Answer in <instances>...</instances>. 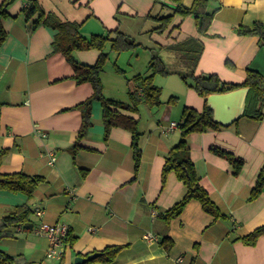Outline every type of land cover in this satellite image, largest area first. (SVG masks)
<instances>
[{
	"label": "crops",
	"instance_id": "obj_1",
	"mask_svg": "<svg viewBox=\"0 0 264 264\" xmlns=\"http://www.w3.org/2000/svg\"><path fill=\"white\" fill-rule=\"evenodd\" d=\"M159 1L164 8L157 0L40 3L63 20L82 22V33L119 29L130 35L134 22L142 21L141 33L149 42L174 54L164 59L167 66H175L181 56L169 46L192 37L203 45L195 74H217L222 81L237 84L244 82L249 68L264 76V46L258 36L237 32L241 25L264 22V0H208L207 10L214 15L205 34L199 33L194 15L180 14H174L163 32L153 31L158 22L150 15L170 14L177 5L175 0ZM183 2L192 6L194 0ZM27 3L9 0L10 16L3 18L8 34L0 47V152L4 150L0 173L24 172L44 181L31 196L0 189V222L20 205H28L32 212L30 227H13L12 234L0 240V250L17 256V264H75L78 256L86 258L82 264H264V234L255 245L242 241L264 224V188L251 198L264 171V119L241 116L219 130L188 135L201 183L226 217L216 219L193 199L180 216L166 221L163 214L183 198L186 187L174 171L162 183L166 157L181 138L179 127L167 133L163 127L180 122L185 106L202 111L204 96L176 73L179 69L168 67L172 73L161 74L157 81L163 88L161 105L143 102L136 111L116 108L138 120L142 156L136 171L132 133L115 126L106 137L101 101L93 102L92 124L79 137L82 112L77 105L92 95L93 85L78 84L73 78V66L54 49L56 29L40 24L31 31L21 12ZM74 56L94 64L100 51L77 49ZM131 83L121 98L105 94L106 98L130 103ZM173 96L176 101L171 104ZM213 147L243 159L240 173L234 174L231 161ZM36 207L42 215L35 213ZM42 222L66 224L70 237H76L73 243L66 242L62 258L48 257L50 242L36 231ZM146 233L157 240L149 241ZM110 245L124 246L114 261L87 263L92 254Z\"/></svg>",
	"mask_w": 264,
	"mask_h": 264
},
{
	"label": "trees",
	"instance_id": "obj_2",
	"mask_svg": "<svg viewBox=\"0 0 264 264\" xmlns=\"http://www.w3.org/2000/svg\"><path fill=\"white\" fill-rule=\"evenodd\" d=\"M161 3L159 0H157ZM176 6L173 7L170 14L157 13L150 15L157 20L158 25L153 31L163 32L168 28L174 14L182 16L194 15L197 21L198 31L205 34L208 30L214 13L207 10L208 0H194L192 6L184 4L183 0H175ZM163 8L164 4L161 3ZM9 0H5L0 6V47L7 37V32L3 26V18L9 17L8 11ZM22 14L27 22H30L31 31L35 30L40 24H45L57 30L55 40L53 42L54 49L62 52L65 59L73 66V78L79 83L90 82L93 85L92 95L85 101L79 103L77 108L82 112V125L79 131L81 138L92 124V106L93 102L101 101L103 106V119L106 128V137H108L110 129L120 126L128 129L132 133V148L135 160V170L140 166L142 149L140 145V136L138 120L119 112L116 108L136 111L140 104L147 103L148 106H159L162 104L163 88L155 83L157 74L168 75L172 71L168 68L165 61L158 55H152L149 62L148 71L145 74L138 73L134 75L130 82L134 84L133 89L129 90L130 103H123L114 99L106 98L104 93V84L101 73L108 59V53L105 51V45L110 40L111 48L116 52H122L137 46L134 38L117 29L114 31L115 36L110 37L113 32L108 35L92 34L90 38L83 35L81 28L82 22L77 20H63L54 12L46 11L40 0H28V3L22 8ZM239 34L258 36L261 45L264 46V22H255L252 27L241 25L237 29ZM170 49L180 52V61L188 68L189 72L176 71L180 74L185 82L193 87L201 96L205 98V107L202 111L195 108L185 106L183 110V119L178 123L181 130V138L176 145L169 151L165 165L162 171V183L166 182L167 176L174 171L178 179L183 181L186 187V193L182 199L176 202L171 208L165 211L164 218L170 221L182 214L187 204L196 199L201 202L203 209L212 214L216 219L226 217L221 213L218 206L211 199L209 192L201 183V179L197 174L191 151L188 144V135L192 132H203L208 129H218L226 127L222 123L216 121L213 117L214 110L208 104V96L214 93H224L240 87H249L246 99V109L243 116H247L253 120L260 121L264 119V76L256 69H248L246 79L241 84L228 83L222 81L217 74H195L203 45L196 38H188V40L169 46ZM78 50L97 49L100 56L94 64H86L76 60L74 53ZM123 72L122 69H120ZM149 72V73H148ZM176 97H171L169 103H173ZM238 120V119H237ZM236 120V121H237ZM234 121V122H236ZM78 143L73 147L75 152ZM216 154L227 158L234 167V174H239L244 165V160L236 158L233 153L213 147ZM4 155V150L0 152V163ZM44 181L42 176H30L24 172L0 173V189H6L12 192H24L31 196L37 186ZM264 188V171L262 170L258 176L255 187L252 190L251 198L257 197ZM31 208L24 204L17 206L16 209L4 216L0 222V240L12 234L11 229L18 225L29 228L31 222ZM264 234V224L254 229L242 237V241L248 245H255L261 235ZM76 237L66 239V242L73 243ZM164 239L162 243H165ZM124 248L123 245H110L100 250L94 258L90 257L87 263L91 261L112 262L115 260L119 252ZM0 264H17V256L11 255L0 250Z\"/></svg>",
	"mask_w": 264,
	"mask_h": 264
},
{
	"label": "rangeland",
	"instance_id": "obj_3",
	"mask_svg": "<svg viewBox=\"0 0 264 264\" xmlns=\"http://www.w3.org/2000/svg\"><path fill=\"white\" fill-rule=\"evenodd\" d=\"M159 8H161V6H159ZM168 10L169 9L165 8L166 13L170 12V11L167 12ZM142 24H143L142 21H136L131 27L132 32L130 33L129 36L131 38H134L137 43V46H135L134 48L127 49L122 52H116L112 50L110 40L106 43L104 49L108 53V59L101 73L105 94L114 95L120 98L121 95H125L126 94L125 91L128 89L127 88L128 83L129 84L131 83L130 79L138 73H142V74L147 73L149 62L151 60V55H153V53H158L159 55H161V58L163 60L165 59L166 61H168L169 56L174 55L168 53L167 51L163 52L161 49H158V47H156L157 46L156 44L155 45L151 44V42H149L148 35H146V33H141ZM147 25H149V22ZM90 26L92 29H96L94 26H92V23H90L89 27ZM92 33L95 32H91V30H89L88 32H84L83 35L87 38H90L92 36ZM108 34L110 33L108 32L104 33V35H108ZM110 37H114V32L110 35ZM150 44L155 46L156 49L151 48ZM168 67L170 69L174 67L175 69H179L184 73H188L190 71L189 68L181 61H177L175 66L169 64ZM120 69H122L123 72H121ZM160 76L162 78L163 75L157 74L155 76L156 84ZM132 85L133 83H131V86Z\"/></svg>",
	"mask_w": 264,
	"mask_h": 264
},
{
	"label": "water",
	"instance_id": "obj_4",
	"mask_svg": "<svg viewBox=\"0 0 264 264\" xmlns=\"http://www.w3.org/2000/svg\"><path fill=\"white\" fill-rule=\"evenodd\" d=\"M14 0H10L13 2ZM249 87H240L224 93H214L208 96V104L214 110L213 117L216 121L225 126H229L244 115L246 109V99ZM94 253L91 257H95ZM86 258L78 256L75 258V264H82Z\"/></svg>",
	"mask_w": 264,
	"mask_h": 264
},
{
	"label": "built area",
	"instance_id": "obj_5",
	"mask_svg": "<svg viewBox=\"0 0 264 264\" xmlns=\"http://www.w3.org/2000/svg\"><path fill=\"white\" fill-rule=\"evenodd\" d=\"M179 122H170L168 126L163 127V132L167 133L171 130L179 127ZM37 215H42V209L36 207L34 209ZM153 215H156V211H153ZM21 229V226L19 227ZM36 231L44 236H46L50 242L49 249L46 252L48 257L51 258H62V255L66 248V239L69 236L70 228L68 225L63 223H48L42 222L36 229ZM145 237L149 240H157V237L152 233H146ZM182 262V259H179Z\"/></svg>",
	"mask_w": 264,
	"mask_h": 264
}]
</instances>
